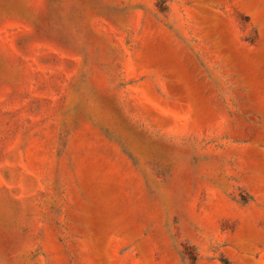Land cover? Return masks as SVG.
I'll use <instances>...</instances> for the list:
<instances>
[{
    "label": "rangeland",
    "instance_id": "obj_1",
    "mask_svg": "<svg viewBox=\"0 0 264 264\" xmlns=\"http://www.w3.org/2000/svg\"><path fill=\"white\" fill-rule=\"evenodd\" d=\"M0 264H264V0H0Z\"/></svg>",
    "mask_w": 264,
    "mask_h": 264
}]
</instances>
